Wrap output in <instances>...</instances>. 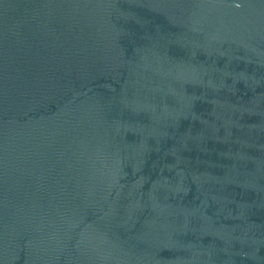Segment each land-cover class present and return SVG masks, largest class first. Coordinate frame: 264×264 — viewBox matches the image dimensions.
<instances>
[{
    "label": "water",
    "instance_id": "1",
    "mask_svg": "<svg viewBox=\"0 0 264 264\" xmlns=\"http://www.w3.org/2000/svg\"><path fill=\"white\" fill-rule=\"evenodd\" d=\"M0 264H264V0H0Z\"/></svg>",
    "mask_w": 264,
    "mask_h": 264
}]
</instances>
